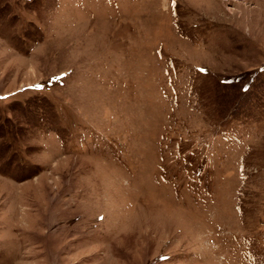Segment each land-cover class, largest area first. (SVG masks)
I'll return each mask as SVG.
<instances>
[{
    "label": "rangeland",
    "instance_id": "1",
    "mask_svg": "<svg viewBox=\"0 0 264 264\" xmlns=\"http://www.w3.org/2000/svg\"><path fill=\"white\" fill-rule=\"evenodd\" d=\"M0 264H264V0H0Z\"/></svg>",
    "mask_w": 264,
    "mask_h": 264
}]
</instances>
